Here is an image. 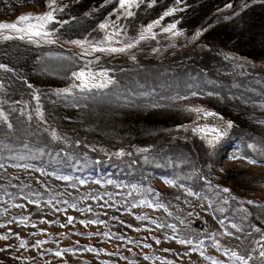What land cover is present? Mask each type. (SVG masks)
<instances>
[{
    "label": "rangeland",
    "instance_id": "1",
    "mask_svg": "<svg viewBox=\"0 0 264 264\" xmlns=\"http://www.w3.org/2000/svg\"><path fill=\"white\" fill-rule=\"evenodd\" d=\"M36 1L22 4L12 12L0 16V19L6 18L0 20V23H13L21 15H41L50 10L47 6L50 0ZM164 1L143 0L139 7L133 5L131 9H120L119 0H93L91 4L82 0H56L54 7L58 18L55 17V22L48 25V30L52 33L49 39L52 42L34 38L37 42L32 43L27 37L23 40H5L4 36L18 37L21 33L0 30V43L16 41L34 47L51 46L47 52L40 53L41 56L33 55L27 49L13 47L10 43L6 45L8 49L2 48L0 65L3 67L0 69H11L12 72L5 71V75L1 76L0 94L7 88L8 95H19L20 100L25 96L26 107H19L20 110L14 113H18V124L21 126L22 114L26 112L29 128L36 125L39 120L37 114L40 115L46 101L54 105L61 101L64 106L56 117L61 114L67 116L75 127L86 133L101 135L106 143L133 146L131 154L123 150L116 153L125 157L129 168L135 171H142L143 166L140 164L153 160L147 152L150 150L147 145L154 143L162 135L161 130L175 131L179 127L184 128L196 141L202 142L203 149L207 148V159L211 156L216 162L214 167L211 162H207L206 171L212 173L218 183L234 192L236 200L256 203L257 206L251 205L249 211L238 209L235 218L227 222L218 220L217 225L210 210L215 208L222 211L226 203H231L224 195L216 193V200L203 202L193 197L190 190L156 177L154 180L158 188L176 196L175 199L184 205V211L191 222H203L204 231L201 233L208 230V221L214 224L215 232L208 231L202 236L198 235L190 249L186 243H180L183 240L177 236V231L161 228L153 222L163 211L166 213V209L165 206H149L151 204L144 194L143 198L133 196L132 203H129V198L126 199L129 203L126 212L120 210L122 204L96 209L102 203L100 199L90 200L87 202L90 206L78 208L80 204L77 202L80 199L66 198L70 190L79 191L94 186L103 188L109 184L91 177H73L67 173L37 167L33 178L26 175L27 170H24L19 181L29 180V185L37 184L40 180L46 182L44 192L53 195L62 191L60 196L64 201L67 200L65 204L70 203L72 206L59 212L54 209L57 203L55 199L51 202L32 203L28 198L19 197L9 207L0 209V237H7L0 239V264H69L68 257L71 256L57 251V246H71L76 242L85 245L98 243L101 247L98 251L100 258H107V264H126L127 259H130L131 264H246L250 257L257 264H264V102H254L241 95L230 94L229 89L232 88L233 91L239 84L232 81L227 88L220 81V77H229L236 72V75L255 79L253 83L264 87V78L260 76L264 75L261 71L264 68V0H198L190 6L189 0H171L172 5L166 11H161L159 17L145 23L149 14L153 13V7ZM170 9L177 10L172 15L165 16L164 13ZM128 10L134 13L130 17L125 14ZM139 16L143 18L142 23L137 22ZM177 16L181 17L187 27L193 29L187 32L178 28L175 24ZM156 21L159 23L155 24ZM101 23L108 27L100 29ZM172 24L176 25L174 29L164 31ZM148 25H154L151 32L146 31ZM118 30L119 35L112 36L111 41L105 40ZM142 34L145 39L140 38ZM73 41L89 43L81 45ZM128 44H133L134 47L127 48ZM91 45L126 50L114 53L92 51ZM61 48L74 55L84 56L85 59L95 56L90 63L95 66L99 60L100 67L96 68L101 69H75L77 61L70 54H61ZM189 51H193L188 58L190 60L184 58V54ZM136 54H148L156 59H150L144 65H140V60H137V65L113 72L109 70L110 60L104 63L100 57L125 56L133 59ZM219 54L227 57L219 59ZM194 62L196 67L200 63L203 66L199 67L214 71L217 78L210 79L209 84L224 92H211L209 87L205 88L203 85L208 83V78L204 79L198 71L192 69ZM102 64L105 67L102 68ZM116 64L123 65L118 62ZM81 70L94 74L95 79L91 83H104L107 80H111V83L102 88L81 89V81L73 76V73ZM102 72H106L107 76L99 75ZM256 73L259 75H255ZM115 82L131 83L135 89H139L135 93L138 98L155 97L160 91L159 87L170 88L169 92L172 93L165 98L159 96L153 105H149V102H144L143 105L130 104V100H126V103L115 106L108 103L107 99L100 102V98L94 97L79 98L83 103L80 107H72L66 103L65 96L74 94L75 90L84 93L103 88L107 90L110 86L118 85ZM145 85L149 88L140 91ZM63 89L69 91L61 92ZM133 92L129 91L130 94ZM256 93L264 95L261 90H256ZM104 97L112 98L113 91H109ZM103 106L111 110L105 112ZM190 109H204L215 115L206 116ZM100 117H103V123L99 122ZM235 119L255 134L248 138L249 145L246 148L231 133ZM229 122L232 124L231 128L228 127ZM198 128L206 131H194ZM213 128L222 130L223 134L216 138V134L210 131ZM12 129L11 127L9 130ZM37 134L38 136L31 137L22 130L20 139L25 138V146L33 149V155L49 166L53 164V167L60 169H84L87 162L102 161L88 160L75 153H59L35 147L33 145L39 143L53 145V141L45 135L46 132L40 130ZM10 137L16 136L11 134ZM195 147L197 153L201 154L196 144ZM57 154L60 161L56 158ZM106 161H102V164ZM113 168H116L115 165ZM19 170L13 169L15 172ZM114 187L113 194L120 190L115 185ZM221 189L224 191L225 188ZM63 192H66L65 196H62ZM109 196L107 204L115 201V197ZM140 209L143 219L133 215V212L136 214ZM70 213L75 215L74 220L63 225L62 221ZM88 215L91 216L90 221L97 223H88ZM106 228L109 230L104 235ZM162 231L166 232V236L161 238L158 234ZM116 232L120 234L119 239L112 237ZM22 242L24 247H21ZM166 251L171 254V261H165ZM57 252L60 255H56ZM79 255L83 257L86 254Z\"/></svg>",
    "mask_w": 264,
    "mask_h": 264
},
{
    "label": "trees",
    "instance_id": "2",
    "mask_svg": "<svg viewBox=\"0 0 264 264\" xmlns=\"http://www.w3.org/2000/svg\"><path fill=\"white\" fill-rule=\"evenodd\" d=\"M87 1L89 4L93 0H82ZM198 0H189L188 6L191 4H196ZM37 2L36 0H0V16H4L6 13H10L19 7L22 4H32ZM172 5L171 0H165L164 3H160L153 7V13H150L149 17L145 20L150 21L159 17L161 11H164L169 6ZM141 9V8H139ZM143 18L140 16L137 19V22L142 23ZM179 28L186 30L187 32L193 28L187 27L180 16H177L175 19ZM195 28V27H194ZM258 36V35H257ZM13 44V47H18V49H27L33 55L40 53H45L47 50L45 48H33L29 45H25L22 43H10ZM8 49L6 44L0 45V50ZM192 52L186 54L184 56L185 59H188L191 56ZM141 55L135 56L133 59L138 58ZM222 59V57H217ZM180 59V58H179ZM191 59V58H190ZM188 59V60H190ZM106 62L110 60L109 70L120 71L123 69L130 68V63L132 60L127 58L118 57L111 59H104ZM154 60V59H153ZM150 59L141 58L140 65L146 64ZM123 63V65L119 66L116 63ZM197 62V61H196ZM196 62L192 69L194 71H198L204 79L206 77L207 85L210 88L211 92H224L221 89L214 88V85L209 84L210 79L217 78V75L214 71H210L209 69L199 67L203 66L198 63V67H196ZM84 63H80L79 66H82ZM137 65V64H136ZM5 71H11V69H0V80L3 79L1 76L5 75ZM262 73H264V68H261ZM112 72V76L113 75ZM8 74V73H7ZM259 75V74H255ZM264 78V75H260ZM221 83L227 85V88L231 86L232 81L239 84L237 88L232 91L230 90V94L241 95L246 99L255 100L256 97H261V102H264V95H259L256 93V90H262L264 87L256 85L253 83L255 79L244 76V75H236V72L230 75L229 77H220ZM118 85L110 86L107 90H99L96 92H75L72 95H66V103L72 107H80L83 103L79 101V98H100L98 99L100 102H104V99H107L108 103H111L115 106H120L121 103H126V100H130L131 103H137L143 105L144 102H149V105L155 104V100L159 96H163L164 98L168 96L170 93V88H160V91L156 94L155 97H135L136 91L139 89H135L131 83H118ZM5 87V86H4ZM115 87V88H114ZM6 88V87H5ZM114 88V89H113ZM148 86H143L140 88V91L148 89ZM134 90V92L132 91ZM6 91L9 89L6 88ZM109 91H113V97L105 98L104 96ZM129 91L133 92L132 94ZM63 97V96H62ZM19 99V95H6V98H0V113L3 114L0 117V209L4 206L9 207L10 203L14 202L16 198H25L29 199L30 202L36 203L46 199V202H51L52 199L57 200L56 205L61 206L64 202L63 198L60 196L61 193H54L53 195L50 192H44L46 182H42L41 180L37 184L26 185L21 180V174L23 170L28 169H36L39 166L46 165V163L42 162V159L33 155V149H29L25 146L24 139L21 138V131L24 130L31 137L38 136L37 131L43 130L46 132L47 138L53 141L52 144L39 143L33 146L38 148H44L49 151L59 152V153H75L84 157L88 160H107L108 163H114L120 166H123L127 169L129 165H127V161L125 157H120L116 152H120L121 150L125 151L128 154H131L133 151V146L125 147L123 144L119 146H115L114 142L106 143L100 137L101 135L95 133H86L71 123V119L67 116L61 114L57 116V112H59L62 108L63 103L59 101L56 105L53 103H49L46 101L41 109L40 115L37 114L39 120L34 128H29L27 123L29 122V117L27 113H23V122H21V126L18 124V117L14 113L19 111L20 108L26 107L24 101H26L25 96ZM60 98V97H57ZM71 101V102H69ZM69 102V103H68ZM103 110L105 112L111 110L110 108H105L103 106ZM41 114L43 116H41ZM59 114V113H58ZM3 117H7L5 120ZM56 117V118H55ZM28 120V122H27ZM100 123H103V117L99 119ZM33 123H35V119H33ZM12 130H9L11 127ZM72 126V127H70ZM233 129H231V133L235 134L244 144L245 146L249 145L248 138L251 135H255L250 129L240 125L239 122H236V119L233 122ZM169 127V126H168ZM235 127L237 130H235ZM28 128V129H27ZM167 128V127H166ZM163 131L162 135L152 144L147 145L150 150H147L148 154L153 157V160H150V163L140 164L143 166L142 171H137L135 173H140V175H145L147 177L146 186L149 188L151 192L155 193V197L162 199L167 207H171L172 203H175L176 196L173 195L170 191H163L159 189L155 183L156 177H162L170 182H174L177 186L182 187H195L201 186L204 190H206L207 185L203 182L202 177L208 176L209 179L213 178L212 173H207L206 164L207 162L216 163L213 161V157L207 159V148L203 149L202 142L196 141V139L184 128L179 127L178 130L169 131V129L161 130ZM11 134H14L16 137H10ZM55 134V135H53ZM32 141V138H30ZM189 141H193L189 143ZM38 141H36L37 143ZM199 148L201 154H198L196 151V147ZM157 145V146H155ZM59 160V156L57 154L56 157ZM137 160L139 162V158L137 156ZM102 161L98 163H93L92 161L86 163V167L84 170H80L84 175H96L97 171L103 172L105 168L102 166ZM20 169L19 171H13V169ZM132 170V169H130ZM34 171V170H32ZM35 172V171H34ZM27 175H30L27 173ZM23 178V177H22ZM33 178V176H31ZM217 181V180H216ZM66 192H63L62 196H65ZM69 195H67L66 198ZM44 197V199H42ZM80 198L85 201H90L95 198L94 193H90L88 195H81ZM182 233L186 234L188 237H194V233L188 226H184L182 229ZM84 250L90 252L89 247H83ZM82 248L77 247L71 251V255L78 254L83 251ZM80 264L82 263V259L80 257L76 258ZM8 262V261H7Z\"/></svg>",
    "mask_w": 264,
    "mask_h": 264
},
{
    "label": "snow or ice",
    "instance_id": "3",
    "mask_svg": "<svg viewBox=\"0 0 264 264\" xmlns=\"http://www.w3.org/2000/svg\"><path fill=\"white\" fill-rule=\"evenodd\" d=\"M143 2V0H119V7L120 9H131L133 7V5L139 7V3ZM56 3V0H50L49 4L47 5L49 7V11L41 14V15H33L31 13L29 14H25V15H21L17 18V20L13 23H0V30H12L14 32L17 33H21V35H19L18 37H13V36H4L3 39L5 40H9V39H13V38H19V39H25V37L28 38V40L32 43H36L37 40L34 38H39L42 40H46L47 42H52L49 38L52 35V33L48 30V25L52 24L55 22V16L54 13L57 11V9L54 7ZM151 6V5H150ZM229 7H231V5H229ZM177 9H170L169 11L165 12L164 15L168 16V15H172L173 12H175ZM127 16H132L134 13L130 10L126 11L125 13ZM155 24H158L159 21L154 22ZM154 25H148L146 31L151 32L152 28ZM100 29H105L108 27L107 24L101 23L99 25ZM176 27L175 24L170 25L168 28H165L164 31H170L172 29H174ZM120 32L119 30L112 33L111 36H108L105 38L106 41H111L112 36H116L119 35ZM141 39H145L146 37L142 34ZM73 43L76 44H83V43H89L87 41L81 42V41H73ZM127 48H132L134 47L133 44H128L126 46ZM92 51H101V52H123L126 50V48H115V47H100L98 45H91ZM0 67H3L2 65H0ZM99 75L102 76H107L106 72H102ZM73 76L76 77V79L81 81V84L79 87H81V89H90V88H96V87H105L107 85V83H111V80H107L104 83H91V81H93L95 79V76L93 73L91 72H86L84 70H81L79 72L73 73ZM68 89H63L61 90V92H68ZM190 111H194L197 113H203L206 116H212L215 115V113H211V112H205L204 109H190ZM3 114L0 113V117H2ZM5 120L7 119V117H3ZM9 127H11V125H9ZM228 127L231 128L232 124L231 122H229ZM194 131H200V132H205L206 129L203 128H198V129H194ZM212 133L216 134V138H219L223 132L222 130L219 129H211L210 130ZM55 135V134H53ZM209 143H211V141H209ZM121 155L123 153H120ZM225 192L229 191L228 189H224ZM251 203V202H249ZM152 206V205H149ZM73 220V218L69 217L68 218V223H71ZM81 223H85L84 221H81ZM88 223H97V221H88ZM0 239H7V237H0ZM180 243H185V241H180ZM21 247H24V243H21ZM56 255H60L59 252L56 253ZM262 255H264V253H262Z\"/></svg>",
    "mask_w": 264,
    "mask_h": 264
},
{
    "label": "water",
    "instance_id": "4",
    "mask_svg": "<svg viewBox=\"0 0 264 264\" xmlns=\"http://www.w3.org/2000/svg\"><path fill=\"white\" fill-rule=\"evenodd\" d=\"M69 217L73 218V216H71V215H69V216H68V218H69ZM68 218H67V220H66V221H64V224H66V223H67V221H68ZM197 225H198L199 227H201V224H200V223H197Z\"/></svg>",
    "mask_w": 264,
    "mask_h": 264
}]
</instances>
